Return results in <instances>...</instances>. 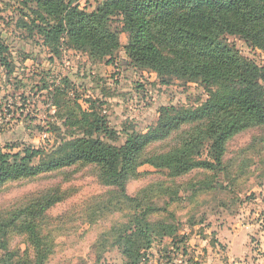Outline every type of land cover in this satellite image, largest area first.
Instances as JSON below:
<instances>
[{
    "label": "rangeland",
    "instance_id": "374dc122",
    "mask_svg": "<svg viewBox=\"0 0 264 264\" xmlns=\"http://www.w3.org/2000/svg\"><path fill=\"white\" fill-rule=\"evenodd\" d=\"M104 1L72 5L90 13ZM36 11L31 0H0V45L7 49L8 64H0L3 152L49 151L62 139L81 137L84 128L75 120L84 126L103 123L118 137L116 144H123L126 133L152 129L162 107L194 109L207 100L200 82L173 78L164 84L154 72L134 67L124 51L129 34L120 17L110 22L120 48L111 59H97L86 47L69 46L64 36L47 43L36 28L43 25ZM224 40L246 60L264 64V52L243 38L225 35ZM193 128L184 124L148 145L124 195L101 184L97 166L78 163L6 183L0 188V215L56 197L37 220L48 248L44 264H127L114 241L136 218L171 225L176 232L175 239L152 233L148 264H264V126L231 138L214 171L194 169L172 178L143 162L177 146ZM206 151L200 160L210 162ZM6 239L0 264L6 253L12 258L7 264L27 249L31 255L24 235L11 230Z\"/></svg>",
    "mask_w": 264,
    "mask_h": 264
},
{
    "label": "trees",
    "instance_id": "16d2710c",
    "mask_svg": "<svg viewBox=\"0 0 264 264\" xmlns=\"http://www.w3.org/2000/svg\"><path fill=\"white\" fill-rule=\"evenodd\" d=\"M31 1L43 24L36 28L47 43L64 36L71 47H86L97 59H111L120 43L110 22L120 17L129 34L124 51L134 67L154 72L164 84L173 78L200 82L208 98L194 109L162 107L152 129L126 133L123 144H116L118 137L103 123L92 121L84 126L75 120L84 128L83 135L62 139L49 151L25 148L22 154H11L0 149V188L82 163L97 166L101 184L117 187L124 195L125 182L141 164L143 150L184 124H194V128L177 146L143 162L166 170L172 178L194 169L214 171L231 138L264 126V64L256 66L224 40L225 35L239 36L264 52V0H105L90 13L72 5L78 0ZM6 52L0 45L4 67H8ZM87 116L82 113L81 120ZM101 134L113 144L101 139ZM205 148L210 162L200 160ZM35 158H42L38 165L32 164ZM55 203L56 197H51L0 215V251L7 252L11 230L24 235L32 251L29 255L27 249L14 264H44L48 248L37 220ZM153 232L176 237L171 225H152L143 218L118 233L114 244L127 264H148L145 258L154 242ZM5 256L4 264L8 259L11 262V255Z\"/></svg>",
    "mask_w": 264,
    "mask_h": 264
}]
</instances>
